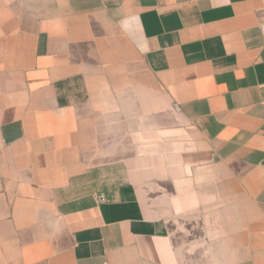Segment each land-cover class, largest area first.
<instances>
[{
  "label": "crops",
  "instance_id": "1",
  "mask_svg": "<svg viewBox=\"0 0 264 264\" xmlns=\"http://www.w3.org/2000/svg\"><path fill=\"white\" fill-rule=\"evenodd\" d=\"M0 264H264V0H0Z\"/></svg>",
  "mask_w": 264,
  "mask_h": 264
}]
</instances>
